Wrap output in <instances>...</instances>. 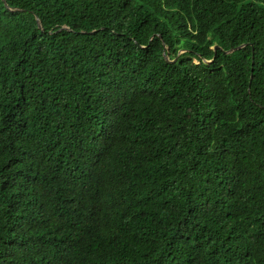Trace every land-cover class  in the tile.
<instances>
[{
    "label": "trees",
    "instance_id": "obj_1",
    "mask_svg": "<svg viewBox=\"0 0 264 264\" xmlns=\"http://www.w3.org/2000/svg\"><path fill=\"white\" fill-rule=\"evenodd\" d=\"M5 1L0 264H264V0Z\"/></svg>",
    "mask_w": 264,
    "mask_h": 264
},
{
    "label": "water",
    "instance_id": "obj_2",
    "mask_svg": "<svg viewBox=\"0 0 264 264\" xmlns=\"http://www.w3.org/2000/svg\"><path fill=\"white\" fill-rule=\"evenodd\" d=\"M2 1L4 2L5 6H6L7 8H9L8 5L6 4V1H5V0H2ZM9 9H10V8H9ZM36 21H37L38 26L41 27L40 20H39L38 18H36ZM242 46H244V44H241V45L235 46V47L232 48V49H227V50H223V51L226 52V53H230V52H232L233 50H236V49H238V48H240V47H242ZM217 48H219L218 45H214V46H213L214 51H216ZM164 57H165L166 60H168L167 55H164ZM173 60H174V59H173ZM173 60H169V61L172 62ZM206 62H209V61L206 60Z\"/></svg>",
    "mask_w": 264,
    "mask_h": 264
}]
</instances>
